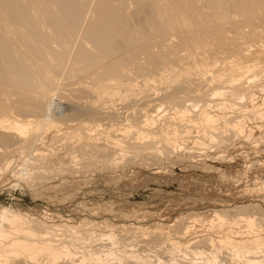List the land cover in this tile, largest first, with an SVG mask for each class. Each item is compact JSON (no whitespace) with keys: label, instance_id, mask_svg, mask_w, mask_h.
Listing matches in <instances>:
<instances>
[{"label":"bare ground","instance_id":"6f19581e","mask_svg":"<svg viewBox=\"0 0 264 264\" xmlns=\"http://www.w3.org/2000/svg\"><path fill=\"white\" fill-rule=\"evenodd\" d=\"M149 91L160 108L150 96L139 107ZM236 136L264 139V0H0V176L21 192L65 203L72 176L175 155L211 168L191 147L180 156L186 140L223 152ZM79 205H0V264H264L259 203L156 227ZM190 216L205 236L188 238Z\"/></svg>","mask_w":264,"mask_h":264},{"label":"rangeland","instance_id":"374dc122","mask_svg":"<svg viewBox=\"0 0 264 264\" xmlns=\"http://www.w3.org/2000/svg\"><path fill=\"white\" fill-rule=\"evenodd\" d=\"M250 40L252 41L251 38ZM150 92L151 91L148 92L149 95L146 96V98L142 96L141 99V96H139V102L143 101L140 104L137 102L138 97L136 98V103L140 105L139 107H141L143 103H147V105L148 103L153 104V102L150 101H153L157 97H151L155 94L151 92V94H153L151 95ZM161 92L160 90L159 93ZM192 94L196 96L199 92H197V94L196 92ZM149 96L151 97L150 101V98L147 100ZM259 96L261 97V94L257 93L255 97L257 103L260 102ZM154 101V105L156 106L159 100ZM145 104L143 107H148L147 105L145 106ZM160 104L163 103L160 102ZM134 105L135 104H133V108L129 109L131 113V110H135L136 108V110H138V106L135 105L136 107L134 108ZM164 105L169 106L168 103H165L161 107L163 108ZM150 106L151 105H149V107ZM156 107L160 108L159 105ZM125 112L127 114L128 110ZM130 112H128V114H130ZM255 121L256 119L249 122V126L254 128L256 125ZM172 127H174V125ZM194 133L196 132H193L191 136L194 135ZM253 133L257 135L256 129L253 130ZM254 141L253 138L245 139L241 136H236L232 140V143L226 146L227 149L224 146L223 149L226 151L222 152L220 149L218 150L214 147L211 149L204 148V150H207H205L206 153H204L202 146H195V148H193L195 143H193V138L189 137L186 140V146L188 145L186 148L187 151L184 149L185 151L183 150L182 154L179 155L182 156V158H188L190 154L194 152L193 154L199 157L196 159L195 156L194 160L199 161L201 159L208 165L210 164L211 168L187 166V164H184L187 161L181 162V157L178 159V156L175 155L171 157L170 160L159 162L160 164L158 162H154V164L150 165H144L142 162L128 163L125 166H121L122 168H118V170L115 168L107 172H96L91 178L84 177L82 176L83 174L72 177L69 176L68 183L66 182L61 185L64 190L60 191L65 193V195L72 191L73 197L70 201H65V203L58 202L54 198H46L47 196H44L45 199L37 198L31 190H27V187H25L24 192H21L20 187H18L19 181L17 182L11 173H4L0 176V205L8 207L11 204L15 207L18 206V208L31 209L32 212L37 214L47 209V212L60 210L66 216H78V214H80L79 204L81 202H85L88 206L107 203L108 206H112L113 212H117L112 214L110 211H99L98 215H94L95 218L99 217V219H103L104 217L114 222H118L119 220V222H122V217L117 213L123 211L124 213H121L122 216H131L130 218L128 216L126 217V220L128 219L126 224L138 223L144 227L161 226L159 224H172L176 222V218L178 219L184 215L187 216V214L189 216L193 213H197L199 216L198 218L202 219L206 217L208 220L213 214V209L222 208L223 206L259 203L264 208V184L262 185L259 183L264 182V139L262 142L259 141V143L255 141L257 144ZM190 147L191 150H194H192V152L189 151V154L188 148L190 150ZM196 147H199L197 148L198 150H195ZM197 153L200 154L198 155ZM222 154L223 156H220ZM109 172L112 173L110 174ZM114 176L116 178H114ZM15 182H17V184ZM56 183H59V181ZM68 191L70 192L68 193ZM57 195L60 196L61 194L53 193V196L58 197ZM117 218L118 220H116ZM191 218L190 216V218L187 217L185 220L187 223L193 222V231L188 238L196 237L197 235L205 236L208 232V227L204 226L206 224L200 221H191ZM215 233L216 232L212 233L214 237L219 236ZM176 238L180 240L179 238L181 237Z\"/></svg>","mask_w":264,"mask_h":264}]
</instances>
